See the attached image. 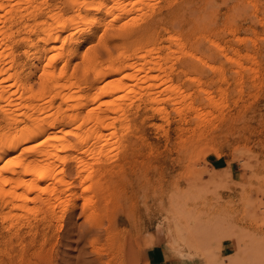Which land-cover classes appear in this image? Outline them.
I'll use <instances>...</instances> for the list:
<instances>
[{
	"label": "rangeland",
	"instance_id": "obj_1",
	"mask_svg": "<svg viewBox=\"0 0 264 264\" xmlns=\"http://www.w3.org/2000/svg\"><path fill=\"white\" fill-rule=\"evenodd\" d=\"M148 2L131 23L84 30L91 40L75 49L67 71L76 70L83 85L86 55L106 62L148 38L162 61L163 50L175 52L166 40L172 37L184 55L170 57L168 83L192 97L196 113L162 104L158 117L141 98L125 104V131L103 164L110 172L91 219L78 199L61 233L53 226L44 243L12 245L0 264H264V0ZM47 11L69 13L62 0H48L37 18ZM11 26L17 29L14 19L5 24ZM129 26H137L133 35L119 38ZM7 45L13 72L40 67L25 58L28 47ZM181 70L186 76L176 75ZM41 82L37 71L30 84Z\"/></svg>",
	"mask_w": 264,
	"mask_h": 264
},
{
	"label": "bare ground",
	"instance_id": "obj_2",
	"mask_svg": "<svg viewBox=\"0 0 264 264\" xmlns=\"http://www.w3.org/2000/svg\"><path fill=\"white\" fill-rule=\"evenodd\" d=\"M47 1L0 0V253L8 257L16 243L37 246L52 238L53 226L61 233L64 214L76 207L78 199L83 202L82 214L89 212L86 221L91 219L97 208L94 199L104 193L110 172L103 164L115 152L117 135L125 131V104L141 98L158 117H163L162 104L188 105L185 109L196 113L190 107L192 97L168 83L170 57L184 55L172 37L166 40L175 52L163 50L162 61L156 41L148 38L106 62L86 55L80 74L83 85L75 82L76 70L67 71L75 49L91 40L82 35L84 30L131 23L149 0H62L67 15L47 11L39 20ZM13 19L15 31L14 26L5 27ZM136 28H123L119 38L129 39ZM7 42L28 47L25 58L40 67L13 72ZM37 71L42 82L34 89L30 79ZM188 82L198 86L194 80ZM199 95L205 106H212L210 94ZM55 102L61 110L54 108ZM25 252L19 249L20 260Z\"/></svg>",
	"mask_w": 264,
	"mask_h": 264
},
{
	"label": "crops",
	"instance_id": "obj_3",
	"mask_svg": "<svg viewBox=\"0 0 264 264\" xmlns=\"http://www.w3.org/2000/svg\"><path fill=\"white\" fill-rule=\"evenodd\" d=\"M152 261H153V260L151 259V260H150V263H151V264H153V262H152Z\"/></svg>",
	"mask_w": 264,
	"mask_h": 264
}]
</instances>
